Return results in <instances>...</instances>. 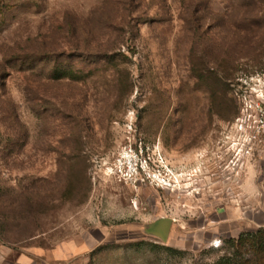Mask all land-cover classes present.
Masks as SVG:
<instances>
[{"label": "rangeland", "instance_id": "obj_1", "mask_svg": "<svg viewBox=\"0 0 264 264\" xmlns=\"http://www.w3.org/2000/svg\"><path fill=\"white\" fill-rule=\"evenodd\" d=\"M256 74L264 0H0V264H205L264 227L263 134L245 169L199 192L196 177L173 191L105 173L142 140L176 175L232 126L233 85ZM161 217L167 241L148 228Z\"/></svg>", "mask_w": 264, "mask_h": 264}, {"label": "built area", "instance_id": "obj_2", "mask_svg": "<svg viewBox=\"0 0 264 264\" xmlns=\"http://www.w3.org/2000/svg\"><path fill=\"white\" fill-rule=\"evenodd\" d=\"M263 83L264 77L256 74L233 85L239 111L232 126H224L223 129L229 141L230 162L242 169L246 167L247 158L255 153L253 138H258L262 134L264 137V100L261 98ZM231 130L236 132L233 138L230 137ZM260 142L262 144L259 146L263 149L264 138ZM155 156L142 140L129 142L119 151L105 173L116 182L130 188L146 187L175 191L179 188L178 177L168 170L169 167L160 154L159 158Z\"/></svg>", "mask_w": 264, "mask_h": 264}, {"label": "trees", "instance_id": "obj_3", "mask_svg": "<svg viewBox=\"0 0 264 264\" xmlns=\"http://www.w3.org/2000/svg\"><path fill=\"white\" fill-rule=\"evenodd\" d=\"M67 71L61 73L59 78H64ZM214 106L220 105L224 95L230 91L231 82L228 74L223 70L210 72L206 78ZM237 105L235 97L231 96ZM238 113V105L235 115ZM223 246V247H222ZM221 250L225 254L212 263L205 264H264V227L256 231L240 234L237 238H225ZM221 247H215L220 249ZM172 250V249H171Z\"/></svg>", "mask_w": 264, "mask_h": 264}, {"label": "flooded vegetation", "instance_id": "obj_4", "mask_svg": "<svg viewBox=\"0 0 264 264\" xmlns=\"http://www.w3.org/2000/svg\"><path fill=\"white\" fill-rule=\"evenodd\" d=\"M204 145L205 146H203L202 149H196V152L193 154V158L190 161V165H186L187 163L182 161L180 165L173 167L175 171H177L176 175L174 170L168 168L172 175L178 177L179 188L181 184L186 185L188 179L192 180L193 177H196L193 183H188L190 184L189 187H191V190L195 192H199L198 190L202 191L198 186L202 180V182H204L205 179L210 177V174L213 175L215 172L218 173L221 168L224 169L229 167L231 154L229 149V141L227 140V136L223 127L215 128V136H213L211 140ZM159 154L163 158L161 151ZM188 167H191V172L189 171ZM193 167L194 170H192ZM166 173H168V171H166ZM224 176L225 175L223 174L222 178H224ZM190 193L191 192L188 194Z\"/></svg>", "mask_w": 264, "mask_h": 264}, {"label": "water", "instance_id": "obj_5", "mask_svg": "<svg viewBox=\"0 0 264 264\" xmlns=\"http://www.w3.org/2000/svg\"><path fill=\"white\" fill-rule=\"evenodd\" d=\"M173 219L167 217H161L154 223L149 225V229L152 235L159 237L163 241H167L169 231L172 226Z\"/></svg>", "mask_w": 264, "mask_h": 264}]
</instances>
